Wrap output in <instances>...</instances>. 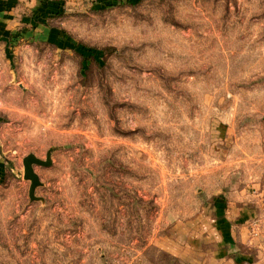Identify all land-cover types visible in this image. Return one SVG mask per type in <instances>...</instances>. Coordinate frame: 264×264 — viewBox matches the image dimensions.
Returning a JSON list of instances; mask_svg holds the SVG:
<instances>
[{"label":"rangeland","instance_id":"1","mask_svg":"<svg viewBox=\"0 0 264 264\" xmlns=\"http://www.w3.org/2000/svg\"><path fill=\"white\" fill-rule=\"evenodd\" d=\"M10 1L0 264H264V0Z\"/></svg>","mask_w":264,"mask_h":264},{"label":"water","instance_id":"2","mask_svg":"<svg viewBox=\"0 0 264 264\" xmlns=\"http://www.w3.org/2000/svg\"><path fill=\"white\" fill-rule=\"evenodd\" d=\"M57 148H50L47 150L44 160L37 158L33 154H28L22 160L23 163V179L29 182L28 198L31 202L42 201L41 198L35 196L36 188L41 186L39 177L34 172L33 166L47 168L51 166V155Z\"/></svg>","mask_w":264,"mask_h":264},{"label":"crops","instance_id":"3","mask_svg":"<svg viewBox=\"0 0 264 264\" xmlns=\"http://www.w3.org/2000/svg\"><path fill=\"white\" fill-rule=\"evenodd\" d=\"M11 4L12 3L10 0H0V45L6 41L10 31L9 25L10 22L12 21V17H11L12 7L10 10L9 7L12 6ZM11 33L13 34L16 32H11Z\"/></svg>","mask_w":264,"mask_h":264}]
</instances>
